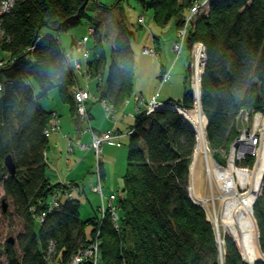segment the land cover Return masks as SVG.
Here are the masks:
<instances>
[{"label":"trees","instance_id":"trees-1","mask_svg":"<svg viewBox=\"0 0 264 264\" xmlns=\"http://www.w3.org/2000/svg\"><path fill=\"white\" fill-rule=\"evenodd\" d=\"M136 1L152 9L153 20L163 27L173 17L180 24L184 8L194 0ZM87 2L14 0L2 14L0 47L7 56L0 67V216L10 224L18 220L21 226L13 235L10 230L0 236V264H48L50 240L65 262L90 240L87 225L91 236L99 229V260L104 264H264V258L244 260L228 234L220 261L213 225L189 194L196 131L173 104L192 107V87L178 102L137 115L128 133L123 187L117 199L118 227L107 211L102 219L98 213L82 219L80 200L74 196L48 210L63 183L51 182L46 172L44 130L54 110H47L41 99L57 87L60 98L76 109L71 91L75 72L58 34L89 18ZM92 35L86 72L104 82L98 98L119 107L132 90L134 31L118 20L109 53L98 25ZM195 40L205 47L200 104L207 144L214 159L224 165L239 133V112H264V0H208L190 25L188 45ZM7 155L14 161V172L4 164ZM100 168L102 175V163ZM253 214L264 252V184Z\"/></svg>","mask_w":264,"mask_h":264},{"label":"crops","instance_id":"crops-1","mask_svg":"<svg viewBox=\"0 0 264 264\" xmlns=\"http://www.w3.org/2000/svg\"><path fill=\"white\" fill-rule=\"evenodd\" d=\"M185 11L187 10H184V12ZM151 19L153 25H148L147 27L150 30L152 39L149 45L143 44L141 46L139 54L134 53L135 66L132 90L130 95L124 99L119 107H114L98 98L104 82L102 80L99 81L95 76H88L87 72L77 73L75 79L78 85L88 89L94 96L88 98L86 102L89 108V118H81L74 110L72 111L70 104L60 98L59 92L56 89H51L48 96L41 99L42 105L47 110H55L59 118V129L53 130L47 135L48 143L45 149V159L47 163L46 172L53 183L72 182L76 184V188L78 187L79 191H76V188L68 189L69 195L71 196L76 197L75 192L84 190L82 179H84L83 177H85L87 172L93 167L94 152L91 146L92 132L112 128L119 133L117 137L105 141L102 145V179L107 188L105 191L109 193L113 191L111 185L114 180L109 177L112 175L111 171L115 159L114 156H110L111 153H108L109 155L107 154V146H105V144L111 142L120 146L122 140L128 141V131L138 115V108H143V105L137 103L136 96L142 95L146 101L153 97L161 101H165V97H168V99H172V97L180 99L183 92L187 89V67L189 63L188 47H185L177 58H171L173 54L172 43L177 29L176 17H173L165 27L158 25L153 20V15ZM43 31L45 32L47 29H43ZM72 40L77 39L73 38ZM74 45L75 43H70L68 51L71 54L78 55L81 58L83 67L87 68L88 59L83 58L81 53L74 48ZM144 46H155L158 54L152 55L143 53L142 47ZM90 54L92 55L91 51ZM166 69H169V74L162 80V73ZM144 80L147 81L148 85L145 86L143 83ZM71 91L73 94L72 88ZM118 142L120 143L118 144ZM81 143H84L86 146L81 147ZM107 158H110V160H106ZM91 181L92 178L90 183ZM122 183L123 182H121V184ZM58 190L59 198L62 200L66 193V189L60 188ZM79 214H81L80 207ZM93 215L94 214L86 208L84 218L82 219H86ZM49 262L51 264H62L59 255Z\"/></svg>","mask_w":264,"mask_h":264},{"label":"rangeland","instance_id":"rangeland-1","mask_svg":"<svg viewBox=\"0 0 264 264\" xmlns=\"http://www.w3.org/2000/svg\"><path fill=\"white\" fill-rule=\"evenodd\" d=\"M86 10L89 14V18L83 17L78 24L70 27L67 30L60 31L58 34L61 47H63L64 50L66 51V55L68 56L69 60L72 59L74 56L79 57L78 55L71 54L68 51V49L70 48V43H71L73 38H75L77 40H79V39L82 40L81 44L75 43V45H74V48H76L81 53V56H82V47H84V48L86 47L88 49L89 55H90V51L93 52L94 39H93L92 33L94 31L95 25H98L100 32L103 34V36H104V41H103L104 42L103 43L104 48H105L106 52L109 53L111 43H112V36L116 31V23L120 19H122L130 27V29H132L135 33L134 38L131 41L134 53L139 54L140 48L143 44H145V45L150 44L149 42L151 41L152 36H150L151 33H150V30L148 29L147 26L153 25L152 19H151L152 9L141 7L136 0H88ZM184 10H188V8L185 7ZM184 10H183V12H184ZM185 14H187L186 11L181 16V23L180 24L176 23V28H177L176 30H178L179 27L183 28L185 20H186L185 16H184ZM177 19L178 18H176V22H177ZM166 25H167V23L163 27H165ZM165 36H166V34H165ZM83 39H85V41H83ZM185 40L186 41L184 42V44L182 46L181 52L179 53V55L178 54L177 55L180 56V54L182 53L184 48L188 47V49H189V61L188 62L191 61L192 65L189 67V71H188L189 75L187 78V88L192 87L195 99H194V105L192 107L187 108V109L194 111L198 107V104H199L198 95H199V91H200V88H199L200 87V77H201V72L203 70L204 60L200 64L199 55H200V49H201L202 45L199 42V40L193 41L190 46L188 45V41H187L188 35L186 36ZM173 42H174V40H173ZM203 46H204V44H203ZM149 47H153L154 50L157 51L155 46H149ZM172 50H173V54H172L171 58L172 59L177 58L178 56L177 57L175 56V51L177 52V50L173 49V43H172ZM204 53H205V47H204ZM6 56H7V52L0 47V57H6ZM81 65H82V61H81ZM74 72H75V77H76L77 72L75 70H74ZM197 72H198V74H196ZM75 81H76V79H74L73 82H75ZM143 83L145 84V86L148 85L146 80H144ZM191 83H192V85H191ZM34 84L36 86L35 82H34ZM53 89L58 90L57 87H55ZM159 98H161V97H159ZM157 100H159V99H157ZM167 100H170V101L174 100V101L178 102L177 97H172V99H168V97H165V101H167ZM199 106L201 108V104H199ZM75 113L77 114L76 109H75ZM258 113L264 114V112H257V111L254 112V111H251L248 109H243L239 112L238 118H237L238 119L237 125H238V129H240V134L243 132H249V131L253 130L254 117ZM50 116H51V113H50ZM81 118H85V117H81ZM58 121H59V118H58ZM134 122H133V124H134ZM205 123H206V121H205ZM260 127L261 126H259L257 128V130H255V133H252V135L249 137V140L254 139L255 135H258V139H259ZM57 129H59V128H57ZM195 131H196V129H195ZM233 143H234V140L230 143L228 152L226 153L225 164L224 165L220 164V165L225 166L227 164L228 159H229L230 154H231V151L233 149ZM258 144H259V141H258ZM258 144H257V146H258ZM105 146H107V154L111 153L110 156H114V159H115V163H114L113 169L111 171L112 175L109 177L110 179L114 180L111 187L113 190H119L120 188L123 187V183L121 184V182H123V173L125 171V166H126L127 140H122V144L120 146H117L111 142H109L108 144H105ZM206 148H207L208 153L210 154V156L214 160V162L218 163L211 154V150L207 144V139H206ZM104 149H105V147H104ZM254 151H255L254 147H252V148H248L246 151H242L240 153L239 147L236 148L235 154H234L236 165L237 166L252 167V165L254 164L255 159H256V154H253ZM103 154L105 156L104 152H103ZM194 155H195V153L193 154V159H192V162L190 165V173H189V180H188V191H189L191 198L195 202H198L203 207L207 219H209V221L213 225L217 245H218L219 252H220V261H222L223 251H224V236L227 234L230 235L232 238H233V236L231 235V233L229 231H226L222 225H220L219 229L217 230V227H216L215 221H214V213H215L214 208H213L214 206L212 205L211 200L207 201V203H206L202 199L204 197L210 196V194L212 193V190H214L215 194H217V191H216V189H217V187H216L217 181L216 180L217 179H215V177H212L210 180L208 172H207L205 160H204L203 156H201V155L195 160V167H194L195 181L191 180V166L194 163ZM106 160H110V158H107ZM93 162H94L92 164L93 167H91V170L88 171L87 175H85V177H83L84 179H82V183L84 184V190L81 192H75L76 197L79 198V200H80V213H81L80 216H81V218H84L86 208L89 209L92 214L100 212L99 207H98V205L100 204V194L93 189V187L97 181L96 180V173L94 172V169H95V157H94V155H93ZM101 177H102V175H101ZM91 178H92V181L90 183ZM218 179H219V177H218ZM101 181H102V186H103V194L105 196H107L108 193H106V191H105L107 188L105 187L103 179ZM190 185L193 186L191 190L189 188ZM261 188H262V186H261ZM76 191H79V189L76 188ZM260 192H261V190H260ZM260 192H259V194H260ZM2 196H3V191L0 188V199ZM66 197H67V194L65 193L62 200H64ZM6 199L9 203L8 204L9 207L11 208L10 198L7 197ZM215 205L217 206L216 207L217 213H220V205H219L218 200H216ZM252 215H253V218H254V221L256 224L257 242L259 245V240H258L259 230H258V226H257L255 216L253 214V206H252ZM38 218H39V216H38ZM20 226L21 225H20L18 220L15 221L13 224L12 223L10 224L6 217H4L3 215L0 216V236L2 238L5 237L10 230L13 231L10 233V235L11 234L13 235V233H15L20 228ZM118 226H119V222H118ZM86 228H87V233H89L90 225H87ZM95 235H96V233L94 234V236H91L88 234L87 238L90 239L89 241H93ZM233 240H234V238H233ZM89 241L87 243H89ZM49 246H51V240L49 242L48 247ZM98 247H99V245H98ZM261 253H262V255L257 257V258H264V252L261 251ZM57 256H58V254L56 255L55 247L53 246V250L49 252L47 260L52 261ZM244 260L251 263L255 259L252 261H249V260L244 258ZM83 261L84 260H81L79 263H76V264H83ZM48 264H51V263L48 262ZM62 264H75V263H73L72 255L70 256V258L67 261L62 262ZM98 264H104V262L99 260Z\"/></svg>","mask_w":264,"mask_h":264},{"label":"bare ground","instance_id":"bare-ground-1","mask_svg":"<svg viewBox=\"0 0 264 264\" xmlns=\"http://www.w3.org/2000/svg\"><path fill=\"white\" fill-rule=\"evenodd\" d=\"M181 113L194 125L196 129V147L194 163L191 166V180L195 181V160L203 156L209 178L217 179L216 191L208 197L202 198L206 203L211 200L214 206V221L219 229L220 225L233 236L242 256L252 261L261 256L257 242L256 224L252 215V206L264 184V114L258 113L254 117V129L259 126L261 142L255 147L256 159L252 167L237 166L235 163V149L240 153L252 148L253 143L245 140V135L234 143L228 162L222 166L212 159L206 148L205 115L199 104L192 111L184 107L179 108ZM251 144V145H250ZM217 177V178H216ZM219 177V179H218ZM192 185L189 186L190 190ZM218 200L220 213H217L215 202ZM86 264V263H85Z\"/></svg>","mask_w":264,"mask_h":264},{"label":"built area","instance_id":"built-area-1","mask_svg":"<svg viewBox=\"0 0 264 264\" xmlns=\"http://www.w3.org/2000/svg\"><path fill=\"white\" fill-rule=\"evenodd\" d=\"M208 0H194L192 4L190 5L187 14H185V23L183 28H178L176 30V35L174 38L173 42V49L177 50L175 51V56L177 57L179 53L181 52L182 46L184 42L186 41V36L189 34L190 30V25L192 20L194 19L195 15L198 13V11L207 3ZM14 0H0V36H4L2 27H1V22H2V14L10 9L12 6ZM181 32V33H180ZM76 44H81L82 40H75ZM85 41V39H83ZM201 43V49H200V55H199V62H205V53H204V46L203 42L199 40ZM142 52L147 53V54H152V55H157L158 52L154 50L153 47L149 46H144L142 47ZM178 54V55H177ZM82 57L85 59H88L89 57V51L85 47H82ZM71 63V66L77 73H86V67H83L81 65V58L74 56L72 59L69 60ZM6 63V59L3 57H0V67L4 66ZM204 64V63H203ZM192 65L191 61L188 63V66L190 67ZM169 74V69L164 70L162 73L161 79L164 80ZM198 74V72L196 73ZM192 79V78H191ZM192 85V83H191ZM0 87H1V82H0ZM71 88L73 89V96L75 100V106L77 110V115L80 117H85L89 118V108L86 104L87 99L90 97H94L88 89L85 87H82L78 85V83L75 81L71 84ZM103 100V99H102ZM105 102V100H103ZM136 101L138 104L143 105V108H138V114H143V115H148L150 114L154 109L161 107L165 105V103L170 102V101H161L157 100V98L153 97L152 99L146 101L142 95H137L136 96ZM106 103V102H105ZM177 105V104H175ZM179 106V105H177ZM59 128L58 124V113L54 110L51 112L50 116V122L49 125L45 128V133L48 135L52 130H56ZM133 129L132 127L129 129L128 133L131 132ZM260 130V129H259ZM252 133H255V129L253 126V130L249 132H243L240 134V129L239 133L234 139V143L241 137V135H245V140L248 142L253 143V147L255 150V147L261 142V131L259 132V139L258 135H255L254 139L249 140V137L252 135ZM119 133L117 131H114L112 128H107L102 131H94L92 132L91 135V146L94 151V157H95V169L94 172L96 173V184L94 185L93 189L97 191L100 194V204L98 205L99 207V217L102 219L106 213V211L110 214L111 220L114 224L115 227H118V222H119V207L117 203L118 195H119V190H113L108 193L107 196L103 194V186H102V177H101V168L100 164L103 161V155H102V145L105 141H109L111 139H114L117 137ZM120 142H118L119 144ZM233 143V145H234ZM258 144V145H259ZM251 145V144H250ZM81 147H85L86 145L84 143H81ZM253 154H256V150L254 151ZM63 188L66 189V193L68 196L69 191L68 189H73L76 188V184H73L72 182H67L63 183ZM77 189H79L77 187ZM59 190H57L53 195L50 200V204L48 207L49 209L57 208L59 207L61 203V199L59 198ZM45 212H42L39 216V219L42 220L44 217ZM100 239H99V229L96 231V235L94 237L93 241H89V243L81 245L74 254H72V259L73 263H79L81 260L83 261V264L89 263V264H98L99 263V245ZM54 243L51 240V246L48 247V251L53 250Z\"/></svg>","mask_w":264,"mask_h":264},{"label":"water","instance_id":"water-1","mask_svg":"<svg viewBox=\"0 0 264 264\" xmlns=\"http://www.w3.org/2000/svg\"><path fill=\"white\" fill-rule=\"evenodd\" d=\"M88 0H84V3H86ZM200 88V87H199ZM198 100H199V104H200V91H199V95H198ZM173 106L175 108H177L179 111L181 108V106H177L175 104H173ZM181 112V111H180ZM183 116L185 117V115L183 114ZM4 164L5 166L11 171V172H14L15 171V164H14V161L12 159V157L10 155H7L5 158H4ZM257 198V197H256Z\"/></svg>","mask_w":264,"mask_h":264}]
</instances>
